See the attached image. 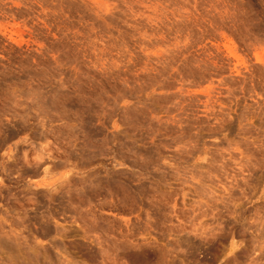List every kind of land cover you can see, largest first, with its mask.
<instances>
[{
	"label": "clouds",
	"instance_id": "1",
	"mask_svg": "<svg viewBox=\"0 0 264 264\" xmlns=\"http://www.w3.org/2000/svg\"><path fill=\"white\" fill-rule=\"evenodd\" d=\"M0 264H264V0H0Z\"/></svg>",
	"mask_w": 264,
	"mask_h": 264
},
{
	"label": "rangeland",
	"instance_id": "2",
	"mask_svg": "<svg viewBox=\"0 0 264 264\" xmlns=\"http://www.w3.org/2000/svg\"><path fill=\"white\" fill-rule=\"evenodd\" d=\"M13 14L16 15L17 19L25 18L30 15L25 9H13ZM69 115L71 116V119L78 121L82 128L86 129L83 134L86 145L98 144L102 139V130L95 127L92 109L84 104L74 105L73 110H70ZM16 134V132H11L13 137Z\"/></svg>",
	"mask_w": 264,
	"mask_h": 264
}]
</instances>
